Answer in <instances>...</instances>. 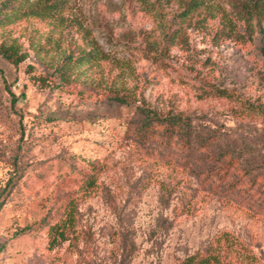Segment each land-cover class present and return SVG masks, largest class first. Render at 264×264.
<instances>
[{
	"label": "rangeland",
	"instance_id": "374dc122",
	"mask_svg": "<svg viewBox=\"0 0 264 264\" xmlns=\"http://www.w3.org/2000/svg\"><path fill=\"white\" fill-rule=\"evenodd\" d=\"M69 7L109 59L72 68L61 82L50 64L70 35L38 18L9 26L23 60L0 55V264H175L223 233L231 264H264V208L243 189L264 176L259 35L216 41L211 31L186 27L158 54L144 37L154 22L136 0H70ZM48 36L60 39V50ZM72 40L82 44L76 34ZM38 44L46 50L36 52ZM113 91L132 101L111 99ZM144 106L191 115L196 139L211 141L186 151L162 144L158 128L138 137ZM240 148L242 158L223 173L227 160L212 156ZM249 167L232 189L229 180ZM92 175L96 186L86 190ZM69 199L78 207L74 230L49 247L45 224Z\"/></svg>",
	"mask_w": 264,
	"mask_h": 264
},
{
	"label": "trees",
	"instance_id": "16d2710c",
	"mask_svg": "<svg viewBox=\"0 0 264 264\" xmlns=\"http://www.w3.org/2000/svg\"><path fill=\"white\" fill-rule=\"evenodd\" d=\"M70 0H0V55L14 64L19 63L26 56L22 52L21 44L15 37L10 36L9 26L17 20L38 18L50 20L56 27L65 29L70 35L67 50L51 65L52 74H55L63 83L72 79V68L84 63L99 64L109 59L100 46L97 37L86 23L85 18L69 7ZM140 10L151 16L154 26L144 32V37L150 49L163 53L169 46L181 38L184 28L206 29L211 31L212 38L216 41L231 39L238 42H251L256 34L259 35V53L264 58V0H136ZM69 13V12H68ZM72 32V33H71ZM77 35L82 44L73 41ZM48 38V43L60 50V39ZM44 44L33 46L36 52H43ZM43 79V78H40ZM45 79V78H44ZM214 94L220 97H229L230 93L217 88ZM109 97L120 103H130L131 96L113 91ZM246 105L252 106V103ZM254 105V104H253ZM254 107V106H253ZM139 111L142 115L138 127V137L147 138L152 131L159 129L160 142L170 145L176 142L186 151L197 146H204L210 142V138L196 139V126L194 118L181 111L159 112L144 106ZM245 150L236 154L226 151L212 156L214 162L225 161L223 173L228 172L234 163L242 158ZM239 174L228 185L235 189L241 178L250 173V167L240 169ZM257 177V176H256ZM86 190L96 186V176L92 175L85 180ZM244 191L252 196V206L264 208V176L259 180L247 184ZM252 190V192H250ZM250 192V193H249ZM78 207L75 199H69L64 206L61 215L54 222L45 224V233L48 237L49 247H55L68 238V233L74 230L77 221ZM44 224H38L37 229ZM227 233L215 236L205 248L185 255L175 264H231L228 249L231 246ZM235 249L250 256L245 248L235 246Z\"/></svg>",
	"mask_w": 264,
	"mask_h": 264
}]
</instances>
